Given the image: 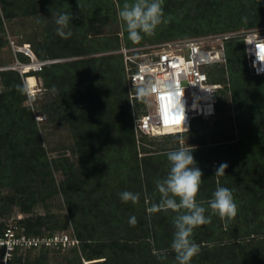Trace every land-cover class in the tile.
Here are the masks:
<instances>
[{"label":"trees","instance_id":"16d2710c","mask_svg":"<svg viewBox=\"0 0 264 264\" xmlns=\"http://www.w3.org/2000/svg\"><path fill=\"white\" fill-rule=\"evenodd\" d=\"M124 2L0 0V48L8 42L6 23L33 16L46 23L29 39L32 49L40 59H60L25 74L0 69V217L8 220L10 206L18 205L28 214L20 220L28 233L44 235L62 225L51 213L34 209L40 200L61 194L67 224L80 240L65 264H176L171 249L176 214L151 209L160 199L155 181L169 170L166 153L181 146L152 149L147 135L137 136L133 107L140 111L145 102L139 97L132 102L122 46L218 33L242 23L264 26V0H164L169 22L133 43L124 27L123 34L113 27ZM61 13L73 16L66 40L56 33ZM226 48L229 80L223 69L218 77L211 70L210 75L227 82L231 97L221 96L216 106L225 112L231 100L235 125L224 129L228 121L221 119L207 132L203 123L196 129L200 116L181 133L189 135L184 147L193 149L203 172L197 202L208 209L206 215L219 186L232 190L238 214L226 221L212 215L210 224L194 230L200 252L191 264H264V74L252 73L243 38L228 39ZM17 56L30 60L22 51ZM30 75L43 79L44 102L38 110L48 114L49 125L69 129L72 155H49L27 103L25 77ZM222 163L228 165L225 175L215 176ZM55 170L65 174L59 184ZM124 191L139 193V202H123ZM133 216L134 226L129 223ZM49 248L41 247L35 256L31 252L37 248L16 249L7 264H51Z\"/></svg>","mask_w":264,"mask_h":264},{"label":"built area","instance_id":"2783aa9c","mask_svg":"<svg viewBox=\"0 0 264 264\" xmlns=\"http://www.w3.org/2000/svg\"><path fill=\"white\" fill-rule=\"evenodd\" d=\"M234 37L244 39L252 73L264 74V29H241L198 35L162 41L154 45L122 46L133 104L134 98L138 97L137 91L133 89L148 80L154 83L160 80H174L179 89L175 94L158 89L151 97L143 99L144 111L138 115L135 112L134 115L138 137L163 134L166 131H184L185 128L189 130L194 118L216 113L218 91L222 84L211 79L210 70L213 65L228 61L226 41ZM14 45L17 52L22 51L30 57L28 62L17 58L16 66L12 67L19 69L22 74L32 70L41 71L46 64L60 60L38 58L29 43ZM174 95H183L185 119L182 113L176 112L177 102ZM166 98L169 102L173 101L174 107L169 112H162L160 101ZM23 218L24 215L20 214L6 221L0 217L2 263L7 264L16 249L60 248L80 243L77 237L68 233L29 234L25 223L20 221Z\"/></svg>","mask_w":264,"mask_h":264},{"label":"clouds","instance_id":"9594fccd","mask_svg":"<svg viewBox=\"0 0 264 264\" xmlns=\"http://www.w3.org/2000/svg\"><path fill=\"white\" fill-rule=\"evenodd\" d=\"M163 4L164 0H125L118 11V19L131 42L139 43L144 36H153L161 24L169 22L165 18ZM72 19V14L61 13L57 15L55 20L56 33L62 39L66 40L72 36L69 27ZM66 29L68 31H65ZM158 89L166 90L169 94H175L179 91L174 80H160L155 83L148 80L137 87V95L140 99H145L151 97ZM183 95H174V99L177 102L176 112L182 113L185 119ZM172 107H174L172 100L169 102L168 98L161 99L160 109L162 112H169ZM184 131L187 129L185 128ZM184 131H166L163 134H176ZM192 151L191 147L181 146L166 153L169 170L165 177L155 181L160 199L158 203L152 205L151 209L153 212L170 210L176 214L172 220L174 232L171 241V249L175 253L176 264H191L192 258L199 254L200 246L192 239V236L196 228L212 222V215H217L222 221H226L234 219L238 214V205L234 200L232 190L219 186L208 201L211 215H206L208 209L197 202V196L203 182V172L197 167ZM227 167L226 163H222L216 169L215 176L225 175ZM120 199L125 203L136 204L139 202L140 194L124 191L120 193ZM129 223L134 226L136 218L131 217Z\"/></svg>","mask_w":264,"mask_h":264},{"label":"rangeland","instance_id":"374dc122","mask_svg":"<svg viewBox=\"0 0 264 264\" xmlns=\"http://www.w3.org/2000/svg\"><path fill=\"white\" fill-rule=\"evenodd\" d=\"M43 21H40L39 18L29 16H19L15 18L13 21L6 23V39H8V42L5 44L4 47L0 48V69L4 68H11L15 67L17 64V51L15 49V45H24L25 43H29V39L34 36L36 32H42L44 24ZM114 28L116 30H119L123 34V26L122 23L119 21L118 23L113 24ZM246 24L242 23L238 29H228L219 31L218 33L227 32V31H237L241 29H264V26H253V27H247ZM239 26V25H238ZM206 35V34H204ZM181 38H188V37H181ZM178 39V38H173ZM171 40V39H169ZM167 41V40H164ZM162 41H153V42H147L143 45H154L155 43H160ZM30 44V43H29ZM141 46V45H138ZM22 61V60H21ZM29 61V60H28ZM23 61V62H28ZM228 62L226 63H217L212 66L211 72L214 76H219L222 73V69L224 70L223 74L227 78V81L229 80V74H228ZM29 78L25 77L26 81V87L27 92L30 96V99L28 100V104L32 106V108L35 111L36 114V120L37 124L39 125L41 131L44 134V141L46 144V147L49 151V155L51 157H55L58 155H61L63 153H68L69 155H72V139L70 135V131L65 126H60L59 124H52L49 125V116L48 114L41 112L38 110V105L43 103L44 101V87H43V79L39 76L30 75ZM220 82V81H216ZM222 87L218 91V100L220 97H231L230 89L227 86V82L222 81L221 82ZM134 91H137V88H135ZM136 104V103H135ZM153 106L154 103L152 104ZM229 106L227 107V110L225 112H219L216 109V113L209 115V116H201L200 119L197 121L196 129L201 128L200 124H204L205 128L202 130H205L207 132L213 131L214 126L217 122H220L221 119H226L228 121V125L224 126V129L232 128V125H235V112L232 106V101H229ZM155 108V107H154ZM143 111L138 110L137 108L133 107V116L135 115V112L138 114H141ZM217 133H221L217 131ZM146 136V135H145ZM141 137V135H140ZM146 139L148 141V145L152 149H158L163 146H167L169 148L171 147H177V146H184L187 144L188 140H190L189 135L183 134V133H176V134H155V135H147ZM54 182L57 184L60 183L62 179H64L65 174L63 171H54ZM10 191V188H5L4 192ZM35 213H51L56 221L62 225V227H59L52 231H47L45 234L50 233H68L69 235L76 237L74 235V228L72 224H67L68 222V210L64 201V197L61 194H55L52 196H49L45 198L44 200H40L39 203L36 205L34 209ZM24 215V217L28 216L27 213L22 212L18 205L10 206V212H9V218L18 216V215ZM79 246V245H78ZM49 252L47 254L50 263L51 264H65L66 258L73 255L72 246L67 247H50ZM40 248H37L33 250L31 253L33 256L37 255L39 253ZM26 253V252H25ZM22 255V254H21ZM89 261L84 260V264H87ZM0 264H5L0 262Z\"/></svg>","mask_w":264,"mask_h":264},{"label":"bare ground","instance_id":"6f19581e","mask_svg":"<svg viewBox=\"0 0 264 264\" xmlns=\"http://www.w3.org/2000/svg\"><path fill=\"white\" fill-rule=\"evenodd\" d=\"M212 112V111H211ZM211 112H207V113H211Z\"/></svg>","mask_w":264,"mask_h":264}]
</instances>
